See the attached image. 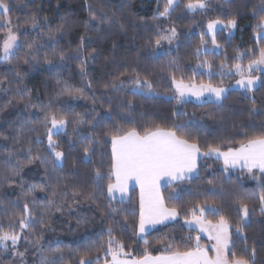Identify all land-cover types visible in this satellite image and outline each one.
Returning a JSON list of instances; mask_svg holds the SVG:
<instances>
[{"label":"trees","instance_id":"trees-1","mask_svg":"<svg viewBox=\"0 0 264 264\" xmlns=\"http://www.w3.org/2000/svg\"><path fill=\"white\" fill-rule=\"evenodd\" d=\"M208 2L207 9L189 12L183 7L185 0H180L169 18L153 19L157 11L162 10L165 0H8L11 8L8 15L12 27L18 32L20 45L10 61H0V78H4L0 79V227L11 230L9 221L13 220L15 231H21L18 221L23 215L24 191L29 185H41L43 191L35 188L32 192L34 205L32 197L28 198L34 214L33 223L31 231L24 230L22 237L31 240L34 235L40 234L43 228L41 213L55 192L56 205H81L74 212L76 221L64 228L65 244L55 264H79L81 256L90 257L93 264H97V249L107 240L109 225L126 249L131 246L134 254H140L146 239L155 255L163 250L161 241L182 246L183 237L197 235L184 223L186 209L205 201L215 202L231 222L232 251L241 254L247 244L249 253L253 247L256 249L255 264H264V214L260 212L264 174H249L242 170L225 173L218 160L202 158L194 178L173 185L179 191L178 200L167 199L172 188L166 186L162 189L168 206H177L180 215L173 222L158 225L143 239L135 235L138 220L136 190H131L130 198L123 204L114 201L112 207L118 211L111 212L107 180L98 187L94 179L96 169L107 172L110 166L111 141L104 133L115 126L126 129L139 125L142 129L149 123L170 126L174 122L185 121L188 127L181 132L197 140L201 151L208 144H216L223 139H230L235 146L236 141L242 138L241 132L252 134L264 131L262 72L254 91L229 89L220 101L178 103L169 97L174 92L171 85L173 73L178 78L183 75L186 80L194 77L197 83L203 81L215 86H230L238 76L234 70L230 75L223 76L221 71H229L236 62V53L244 54L242 63L245 65L249 59L255 58L247 50L256 49L258 53V47L264 46V39H259L257 45L258 38H255L254 32L261 13L253 15V9L261 6L260 0ZM90 11L95 12V20L91 19ZM33 16L37 20L36 27L31 23ZM233 17L237 24L232 34L227 29L215 32L220 45L216 48L205 31L206 24L211 19L220 18L226 22ZM85 21H88L87 26ZM61 25L63 29L57 32ZM167 27H175L178 31L179 43L169 52L157 53L155 40ZM52 33H55L54 39ZM202 33L207 50L202 49L197 54ZM81 36H84V47L82 52L77 53L74 50L80 45ZM33 41L34 47L29 49L28 43ZM92 49L96 50L95 54L85 60V72L82 73L79 67L81 61ZM60 52L66 54V59L60 60ZM24 59L29 62L25 64ZM204 60L212 64L211 76L206 68L197 66L198 61ZM221 63L226 65L223 70ZM133 69L142 79L152 81L154 92L133 88L130 82ZM193 69L196 71L193 72ZM18 71L21 77L16 76ZM121 73L125 75L121 76ZM118 76L125 81L123 86L117 89L104 87ZM74 90H79V94L69 95ZM253 99L256 111H251ZM9 100L12 103L5 107ZM129 100L132 101L131 108L128 107ZM50 109L68 121L66 129L53 137L59 142L58 150L65 153L60 166L53 163L46 129L41 123ZM77 114L82 121L73 123L78 119ZM89 139L93 140L92 151L85 157L83 147ZM10 151L14 153L11 157L8 156ZM37 153L45 160H34L28 164L29 157ZM17 168H20V174L13 176ZM10 180L15 182L10 184ZM89 193H93L94 198H88ZM240 198L252 209L243 237L235 231L240 219L235 201ZM53 211L55 207L43 217L44 224L51 222L50 213ZM98 219L101 226L95 229V233L88 240L76 241L85 230L84 225L88 223L94 227ZM208 219L216 220L218 216L209 214ZM20 242H24L22 238ZM207 242L201 236V244L206 245ZM2 253L0 249V264L12 260L3 257ZM102 263L103 254L99 260V264Z\"/></svg>","mask_w":264,"mask_h":264},{"label":"snow or ice","instance_id":"snow-or-ice-1","mask_svg":"<svg viewBox=\"0 0 264 264\" xmlns=\"http://www.w3.org/2000/svg\"><path fill=\"white\" fill-rule=\"evenodd\" d=\"M180 0H165L162 10H158L153 19L169 18L172 11L179 5ZM261 6L253 9V15L261 13L258 17L257 23L254 25V32L256 33L259 46V39H264V0H260ZM189 12L203 10L208 7L207 0H185L183 5ZM91 9V6H89ZM10 4L6 0H0V20L6 26L3 31V38L0 39V61H10V57L14 54V50L20 45L18 32L12 27V20L9 17ZM92 20L97 18L95 12L89 13ZM33 27L37 26L36 17H31ZM88 21H85L87 26ZM237 20L235 17L228 19L226 22L220 18L211 19L207 23V32L212 36V44L219 48L217 44L215 31L218 25H224L228 29L235 28ZM18 27V26H17ZM61 25L57 32L63 29ZM2 30V29H0ZM52 38H55V33H52ZM177 36L175 27L166 29L160 33L155 45H160L162 40L171 42ZM35 41L28 43V48L34 47ZM84 47V36H81L80 45L74 50L77 53L82 52ZM207 50L205 47L204 34H201L200 46L197 47V54L201 50ZM55 48L53 52L55 53ZM95 49H92L88 56L81 61L80 71L85 72V60L92 58L95 54ZM248 53L255 58L249 59L247 65L242 63L243 53L237 52L234 59L235 63L231 65L228 72L221 71V75H230L234 70L235 74L239 76L236 80V85L240 89L248 92L254 91L260 77L253 75V70L259 71L260 66H264V46L256 49H248ZM28 54L26 53V56ZM60 60L66 59L64 52L59 53ZM27 64L29 61L24 59ZM51 63V61H48ZM198 67H203L208 70V74L212 75V64L207 61H198ZM226 67L221 63L220 68L223 70ZM196 69H193L195 72ZM133 76L130 82L133 88L137 91L152 93L155 91L153 83L147 78H141L136 70L133 69ZM125 73H121L124 76ZM17 77H21V73H16ZM121 76L115 77L110 84H105L104 87L117 89L123 86L125 81ZM4 79V78H0ZM171 85L174 89L173 98L178 102H182L186 97H195L198 101L207 95L208 97H215L216 100L222 98L227 89L223 86H215L211 82L205 83L203 81L197 83L194 79L187 80L181 75L179 78L173 73L171 75ZM79 90L69 92V95H78ZM203 102V101H201ZM12 103L9 100L5 107ZM251 111H256L255 100L253 99ZM132 101H128V107L131 108ZM2 110V109H0ZM175 115V113H174ZM73 121L79 123L82 118ZM46 129L48 148L51 150L50 154L53 157V163L57 166L62 165L65 153L59 149V142L53 137L60 131L66 129L68 123L63 115H57L53 110H49L43 121H41ZM50 124V126H49ZM188 122L179 121L174 122L170 126H162L159 123H149L142 129L139 125L129 128L115 126L106 131L105 136L111 141V163L107 172H103L99 168L94 172V179L97 186L106 179V191L109 200V209L111 212L118 210L112 207L114 201H119L123 204L126 199H129V182L135 181L139 187V215L135 226V235L141 239L148 233L150 229L155 228L156 225H164L166 222L175 220L179 215V208L175 205L169 207L166 203L162 188L167 186L172 188L168 194V200H178L179 191L173 187L174 184L182 183L185 180L193 178L194 174L199 172V160L202 157H215L222 161L224 172L227 173L230 169L240 168L242 171L246 170L249 174L258 171L264 174V131L249 134L241 132V139L236 141L235 146L230 139H223L216 144H208L207 148L201 151V146L197 140L190 139L187 133L181 132V129L187 128ZM7 139V138H6ZM39 134L37 141L39 142ZM96 142H99L98 140ZM93 140L89 139V143L83 147L85 157H88L92 151ZM226 146V150L225 147ZM31 152V148L28 149ZM13 152H8V156H13ZM34 160H45V157L37 153L30 156L27 163L31 164ZM20 168H17L12 175L19 176ZM253 178H256L253 176ZM162 180L164 181L162 183ZM10 180L9 183H14ZM209 183H212L209 181ZM23 191V182L20 184ZM35 188L44 190L41 185H29L28 190L24 191L25 203L23 207V215L20 217L18 223L21 231H15V221L10 220L11 230H5L0 227V249H7L9 242L12 246V255L21 258L23 264L24 252L17 251L18 242L22 238L24 230L31 231V224L33 223V211L29 206L28 198L32 197V192ZM56 193L53 192L45 206V211L41 213V226L44 227L43 217L47 215L48 210L55 207L57 211H61L60 206L55 204ZM90 199L94 198L93 193H89ZM32 204H35V198L32 197ZM235 206L240 214V219L235 225L236 234L240 237L244 235V226L249 218L250 209L248 203L243 198L235 201ZM260 212L264 214V195L260 197ZM218 216L216 220L208 219V215ZM125 222L126 219H125ZM185 225L190 230H195L197 235L191 234L182 238L181 245L161 241L162 249L155 255L150 250L149 241L144 240L145 247L140 254H134L131 246H126L121 239H118L113 233L114 229L109 225L106 229L107 240L101 243L97 249L95 257L97 264H99L100 255L103 254L104 264H255L256 249L253 247L251 252H248L247 244L241 254L232 251L234 241L232 239V225L228 217L222 214L221 206L215 202L205 201L203 204H194L191 208L186 209ZM203 233L207 235L211 242L210 246L201 244V236ZM26 242L27 237H23ZM37 246L41 252L42 261L44 264L47 261V256L43 255V249L40 247L41 238L37 237L35 241H31ZM56 253L61 252L60 249L53 250ZM247 253V254H245ZM62 255V253H61ZM110 257V259H109ZM79 264H93L92 258L81 256Z\"/></svg>","mask_w":264,"mask_h":264},{"label":"rangeland","instance_id":"rangeland-1","mask_svg":"<svg viewBox=\"0 0 264 264\" xmlns=\"http://www.w3.org/2000/svg\"><path fill=\"white\" fill-rule=\"evenodd\" d=\"M208 1L209 0H207V3L209 5ZM6 2L8 3V0H6ZM203 10H205V9H203ZM197 11H202V10H197ZM168 28H171V27L165 28L164 30H162V32H164ZM0 29H2V30H0V33H2V38H3V31L6 30V26L3 24L2 20H0ZM219 29H227L229 34H232L235 30V28L228 29L224 25H218L216 28V31H218ZM205 31L208 34L207 24L205 27ZM176 32H177V36L171 42H169L168 40H162L160 45H158V46L156 45V52L157 53L169 52L178 45V43H179L178 37L179 36H178L177 30H176ZM208 35L212 39L211 34H208ZM255 38L256 39L258 38L256 33H255ZM246 65L247 64H245V66ZM253 72H254V73H252L253 75H255V72H256V75L259 76V74L261 72L264 73V66H260L259 71L253 70ZM238 79H239V76L236 80H238ZM236 80L230 86H228V85H221V86L225 87L227 89V91L229 89L243 90V89H240L239 86L236 85V83H235ZM227 91L224 93V95L227 93ZM224 95L222 96V98L224 97ZM173 96H174V92L169 97H173ZM221 99L216 100L215 97H208L207 95H205L204 97L201 98V101H207V100L220 101ZM183 101L201 102L192 96L186 97ZM49 126H50V124H49ZM58 206H60L61 211H57L55 208V211L50 213L52 220H51V222L49 221L45 224V226L40 230L39 235H34L33 239L28 240L30 242H26L23 237H22V241H24V242H20V241L18 242L16 250L25 253V256L23 257V264H41V261H42L41 252L37 249V246H35L34 243H31V241H35V239L37 237L41 238L40 247L43 249V255L47 256V261H45L44 264H55L60 259L62 252L56 253L53 250L61 249V247L65 244V242L63 240V237L66 234L64 228L66 226H68L70 223H73L74 221H76L77 217L74 215V212L77 211L78 208L81 207V205H71V206L58 205ZM92 211H94V210H92ZM45 220H46V218H45ZM99 222H100V220L98 219V222L96 224H94V227L89 226L88 223H86L84 225L86 227L85 230L82 232V234L80 236H78L76 238V241L88 240L95 233V231H96L95 229L101 226V224H99ZM59 224H60V227L57 228V226ZM200 236L206 238V240L208 241L206 245L210 246L211 242L208 240L207 235L201 233ZM1 251H3V253H2L3 257H5L6 259L9 257L10 259H12L10 262L5 260L2 264H21V258L20 257H14L12 255V246H11L10 242H9L8 248L6 250L1 249Z\"/></svg>","mask_w":264,"mask_h":264},{"label":"crops","instance_id":"crops-1","mask_svg":"<svg viewBox=\"0 0 264 264\" xmlns=\"http://www.w3.org/2000/svg\"><path fill=\"white\" fill-rule=\"evenodd\" d=\"M202 158H206V157H202ZM201 158V159H202ZM208 158H212V159H215V160H217L215 157H208ZM200 159V160H201ZM200 160H199V162H200ZM220 163H221V165H222V167H223V163H222V161H220V160H218ZM230 170H241L240 168H236V169H230ZM244 171H246V170H244ZM247 172V171H246ZM253 174H261V173H259L258 171H255ZM197 174H194L193 175V178L196 176ZM164 181L162 180V183H163ZM166 187V186H165ZM164 188V187H163ZM162 188V189H163ZM132 189H135L136 190V192H137V199H138V215H139V187L135 184V181L133 180V181H130L129 182V196H130V192H131V190ZM128 199H126V201H127ZM118 201V200H117ZM177 219V218H176ZM175 219V220H176ZM175 220H171V221H168V222H166V223H169V222H173V221H175ZM158 225H156L155 227H157ZM154 229V228H153ZM152 229H150L149 231H151ZM148 231V232H149ZM102 264H104V263H102Z\"/></svg>","mask_w":264,"mask_h":264}]
</instances>
